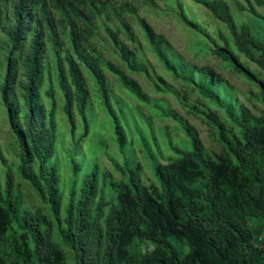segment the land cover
I'll list each match as a JSON object with an SVG mask.
<instances>
[{"label": "trees", "instance_id": "trees-1", "mask_svg": "<svg viewBox=\"0 0 264 264\" xmlns=\"http://www.w3.org/2000/svg\"><path fill=\"white\" fill-rule=\"evenodd\" d=\"M191 1L227 35L209 34L189 16L188 4L173 0L178 20L255 86L247 102L213 69L188 62L156 34L138 12L140 5L153 8V0H0V101L16 144L8 152L0 143V264H264V16L250 0ZM148 54L221 113L190 101ZM85 73L119 151L136 140L149 160V185L139 162L121 167L109 157L122 176L116 179L85 160L81 144L93 108ZM130 74L201 120L212 146ZM60 104L66 132L58 140ZM144 107L175 122L190 150L162 128L176 154L165 158Z\"/></svg>", "mask_w": 264, "mask_h": 264}, {"label": "rangeland", "instance_id": "rangeland-1", "mask_svg": "<svg viewBox=\"0 0 264 264\" xmlns=\"http://www.w3.org/2000/svg\"><path fill=\"white\" fill-rule=\"evenodd\" d=\"M182 1L184 4L186 3L189 5L185 7L186 11H188L189 13V16L191 17L192 13L197 18L196 20L198 21V23L202 24L209 34L215 36L217 31L220 30L225 35H227L225 28L218 22L212 20L209 14L204 9L193 4L191 0ZM250 1L255 7L256 11L264 16V4L258 6L255 0ZM153 2L155 5L153 8L140 5L138 7V12L147 20L156 34L161 35L165 39H167L174 50L182 57H184V59L188 62L197 67H210L211 69H213L216 74L223 77V79H225L229 83V85L234 88L238 98L241 101L247 102V93L249 92V90L256 92L255 86L249 83V81L241 75L235 73L227 62H223L220 59L216 58L211 52L212 47L204 37L196 34L193 30H190L181 24L176 16V13L174 12L173 5L175 3H173V0H153ZM234 13H236L235 10ZM241 17L243 18V15ZM242 18H240V20H242ZM134 28L136 31H138L136 26H134ZM147 57L155 66L157 73L165 77L167 82L175 85L180 90L187 89L189 93L188 98L190 99V101L204 102L211 109L217 110L219 113H221V111L218 110L215 105H213L208 100L203 99L196 91L194 92L193 90H191V87H185L180 82H178L180 80H175L172 75L165 72L162 66L150 54H148ZM241 61L252 72L258 74V70L254 65L244 61L242 58ZM85 76L93 103V108L91 111H89L91 131L89 135L84 138L81 144L85 152V160L90 164L97 162L98 164H100L101 168L107 169L109 172H111V174L116 179H120L122 178V176L120 177V172L113 167L111 162H109V157L116 161L121 167H125L126 165L131 167L132 161L139 162L142 168V181L145 185H149L150 182L154 180L153 174L151 172L152 167L149 160H147L139 150L140 147L137 144L136 140L133 147L129 145L124 149L123 152L119 151L114 134L111 131L110 126L108 125L109 118L105 115L104 110L101 106L93 80L86 73ZM130 76L134 78L153 99L158 100L162 106H168L187 118L190 123L200 132V136L205 146H212V142L208 137L207 127L201 122V120L195 118L193 115L188 114L187 109L183 108L182 105L178 103L172 95L158 93L155 89L149 87L145 79L140 75L130 74ZM108 77L112 82V86L114 87L113 89L118 93V95L121 96L124 101L130 103L131 105H134V100L123 91H121L120 87L115 83L116 78L112 75H108ZM41 95L43 96L42 92ZM251 102L253 103V101ZM154 111L155 110L152 107L142 108L143 114L149 118V122L154 127L155 137L157 139V143L160 147L162 155L165 158L176 156V154L168 147L166 142L167 138L165 137L162 128H167V131L171 133L174 144L180 146V148L184 150H190V142L184 136L179 126L169 119L157 117V114ZM3 117V107L0 101V143L4 151H14L16 144H14L12 136L6 129ZM65 132V118L62 113L60 104L57 109L58 140L62 139ZM147 136L150 138L149 134H147ZM6 157L8 158L9 156ZM20 189L24 195L27 194V190L24 185H22ZM33 202L36 203L35 201Z\"/></svg>", "mask_w": 264, "mask_h": 264}]
</instances>
